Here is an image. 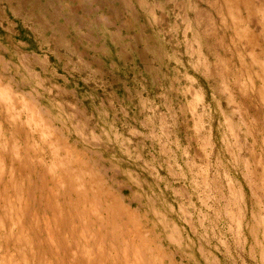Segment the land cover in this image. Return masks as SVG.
<instances>
[{
	"label": "rangeland",
	"instance_id": "rangeland-1",
	"mask_svg": "<svg viewBox=\"0 0 264 264\" xmlns=\"http://www.w3.org/2000/svg\"><path fill=\"white\" fill-rule=\"evenodd\" d=\"M5 1L0 264H264V0Z\"/></svg>",
	"mask_w": 264,
	"mask_h": 264
},
{
	"label": "trees",
	"instance_id": "trees-1",
	"mask_svg": "<svg viewBox=\"0 0 264 264\" xmlns=\"http://www.w3.org/2000/svg\"><path fill=\"white\" fill-rule=\"evenodd\" d=\"M2 7H4V10L6 11L5 18L7 17L9 21L15 24L14 25L15 32L12 33L13 39L16 41H19V40L25 41L27 44L32 43V40L30 38V32H29V37H28L25 33L26 30L23 28L21 24V21L10 13L8 6H7V2L5 0H0V8ZM5 22H6L5 20L2 21V24H5ZM0 31H2L1 28H0ZM29 48H32V47H29Z\"/></svg>",
	"mask_w": 264,
	"mask_h": 264
}]
</instances>
